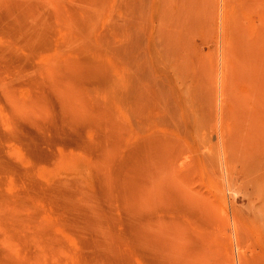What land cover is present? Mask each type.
Returning a JSON list of instances; mask_svg holds the SVG:
<instances>
[{
    "label": "rangeland",
    "instance_id": "obj_1",
    "mask_svg": "<svg viewBox=\"0 0 264 264\" xmlns=\"http://www.w3.org/2000/svg\"><path fill=\"white\" fill-rule=\"evenodd\" d=\"M192 262L264 264V0H0V264Z\"/></svg>",
    "mask_w": 264,
    "mask_h": 264
},
{
    "label": "bare ground",
    "instance_id": "obj_2",
    "mask_svg": "<svg viewBox=\"0 0 264 264\" xmlns=\"http://www.w3.org/2000/svg\"><path fill=\"white\" fill-rule=\"evenodd\" d=\"M201 199H202V198H200V200H201ZM201 201L204 202V200H201ZM200 205H201V204H200ZM199 207H200V206H199ZM203 208H204V206H201V208H198V209H201L202 211H200V212L203 213V214H204V213H208V212H203V211L205 210V208H204V210H203ZM155 209H156V208H155ZM155 209H152V210H155ZM198 211H199V210H198ZM206 211H208V210H206ZM204 215H206V214H204ZM206 217H208V216H206ZM145 221H147V220H145ZM234 222H235V221H234ZM146 223H147V222H145V225H146ZM197 223H199V224H197V225L201 226V227H199L198 229H200V228H201V229H200L199 231H197V233H196V231H195L196 229H195L194 232H195V234L197 235V236H196V235H195V236L198 238L199 244L201 245V247L203 248V250H206V251H207V249L209 250L210 248L214 249L212 246L214 245L213 242H214L215 240L213 241L212 237H210L209 234H211V233H209L208 228H207V227H204V226H202V225H200V222H197ZM201 224H203V225L206 226V224L203 223V222H202ZM234 224H235V223H234ZM193 225H194V224H193ZM193 225H192V226H193ZM195 225H196V224H195ZM234 226H235V225H234ZM236 226H237V225H236ZM196 227H197V226H196ZM196 227H194V228H196ZM203 227H204V228H203ZM206 228H207V229H206ZM198 229H197V230H198ZM233 229H234V228H233ZM191 230H192V228H191ZM235 230H236V229H235ZM236 233H237V232H236ZM146 235H147V234H146ZM193 235H194V234H193ZM147 236H149V235H147ZM147 236H145V235L143 236V237H144V239H143V240H144V242H143L144 244H143V245H144L145 249L147 248V241H148V237H147ZM146 237H147V240H146ZM192 244H194V243H192ZM192 244H191V245H192ZM212 244H213V245H212ZM210 245H211V246H210ZM208 246H209L210 248H209ZM197 247L199 248V246H197ZM145 249H144V250H145ZM212 249H211V250H212ZM201 250H202V249H201ZM203 250H202V251H203ZM190 251H191V250H190ZM192 251H193V250H192ZM197 251H198V250H197ZM199 251H200V249H199ZM206 251H205V253H204V254H205V257L208 256L207 253H206ZM212 251H213V250H212ZM145 252H146V250H145ZM203 252H204V251H203ZM151 253H152V251H151ZM193 253H194V252H193ZM193 253H192V254H193ZM208 253H210V252H208ZM214 253H215V252H214ZM214 253H213V254H214ZM198 254H200V256H201V254H202L201 251H200ZM204 254H202V256H204ZM153 255H154V254H153ZM206 255H207V256H206ZM146 256H147V255H146ZM193 256H194V254H193ZM195 256H197V255H195ZM195 256H194V257H195ZM202 256H201L200 258H198L199 256H197V259H200V260H201V259H202ZM142 257H143V256H142ZM144 257H145V256H144ZM155 257H156V256H155ZM191 257H192V256H191ZM203 259H205V258L203 257ZM142 260H143V259H142ZM146 260H147V259H146ZM200 260H199V261H200ZM213 260H214V259H213ZM217 260H218V259H217ZM193 261H194V260H193ZM202 261H203V260H202ZM202 261H200V262H202ZM207 261H208V260H207ZM207 261H206V262H207ZM149 262H150V261H149ZM204 262H205V260H204ZM206 262H205V263H206ZM208 262H209V261H208ZM214 262H215V261H214ZM216 262H217V261H216ZM218 262H219V261H218ZM218 262H217V263H218ZM143 263H146V262H143ZM147 263H148V262H147ZM193 263H194V262H192V264H193ZM202 264H203V263H202ZM213 264H214V263H213Z\"/></svg>",
    "mask_w": 264,
    "mask_h": 264
}]
</instances>
